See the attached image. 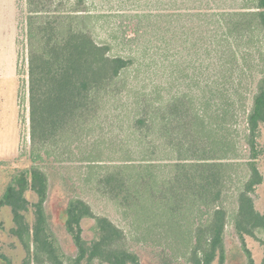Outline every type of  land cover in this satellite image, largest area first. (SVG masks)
Listing matches in <instances>:
<instances>
[{"label":"trees","instance_id":"obj_1","mask_svg":"<svg viewBox=\"0 0 264 264\" xmlns=\"http://www.w3.org/2000/svg\"><path fill=\"white\" fill-rule=\"evenodd\" d=\"M79 2L83 0L74 4L76 9L65 10L61 0H27L25 21L33 145L30 155L34 165L12 175L0 196V209L11 207L15 223L12 232L27 251L22 264L43 259L51 264H64L59 246L49 231L45 205L49 176L38 164L51 159L54 148L71 147L82 140L86 125L103 109L102 101L106 104V99L120 92L119 77L134 63L132 57L111 55L110 44L97 42L79 25V19L93 16L86 7L84 15L81 14ZM211 18L214 20L212 41L217 39L215 48L220 54L212 90L218 93L216 99H202L190 125H185L177 115L181 110L180 98L169 101L163 110L153 102L144 101L143 113L149 118L141 113L132 125L141 145L136 154L142 157H134V151L119 144V149H123L117 159L119 163L108 166L99 185L119 203L123 217L130 218V225L141 230L144 237H160L161 232L138 225L142 220L131 217L139 218L145 207H165L171 211L173 223L185 227L183 245L188 248L190 264H212L216 258L219 264H226L224 232L228 212L221 205V198L226 183L233 181L232 170L243 166L248 176L238 194L233 224L246 252L247 264H256L245 236L255 237L256 230L264 231V214L256 209L251 194L264 179L257 165V137L264 125V45L259 46L257 61L260 62L248 67L246 64L257 45L255 33H262L264 41V0H253L252 6L238 10L214 11ZM133 31L136 34L139 29L134 27ZM236 72H239L237 77ZM247 78L253 80V89L245 83ZM241 116L245 120V139L250 151L244 162L239 161L237 126ZM152 132L157 136L152 137ZM156 139L162 144L153 148L150 143ZM95 142L98 145L99 141ZM163 147L166 155L159 157L157 154ZM92 155V159L86 160L88 176L94 174L92 164L101 161L99 151ZM162 169L168 174L162 175ZM160 175L165 178L160 179ZM28 190L37 196L32 204L33 227L25 216L31 204L26 197ZM84 218L95 220L96 238L91 241L83 237ZM65 226L77 249L69 264H94L95 260L106 264H142L136 253L121 245L125 231L107 216L96 215L82 198L69 200ZM173 237L163 233L160 238L171 240Z\"/></svg>","mask_w":264,"mask_h":264},{"label":"rangeland","instance_id":"obj_2","mask_svg":"<svg viewBox=\"0 0 264 264\" xmlns=\"http://www.w3.org/2000/svg\"><path fill=\"white\" fill-rule=\"evenodd\" d=\"M77 1L61 0V3L65 10L69 7L76 9L74 4ZM79 3L81 14L84 15L86 7L93 15L79 19V25L87 29L97 42L110 44L111 55L132 57L134 63L119 77L120 92L106 99V104L102 101L103 109L86 125L87 131H84L82 140L71 147L54 148L51 159L38 164L49 176V194L45 203L49 231L59 246L64 264H69V258L77 255V249L66 230V208L71 198H82L96 215L107 216L125 231L126 237L121 245L136 253L142 264H190L188 248L183 245L185 227L173 223L168 208L145 207L139 218L134 215L131 218L141 219L142 222L136 223L138 225L160 231V237L169 233L174 236L173 239L144 237L141 230L130 225V218L126 220L123 217L119 203L113 200L111 194L104 193L99 183L109 170L108 166L119 163L117 159L123 151L119 149V144L127 145L134 151V157H142V154H136L141 145L133 134L132 125L141 113L146 115L142 108L144 101L147 100L148 104L153 102L163 110L169 101L180 98L178 107L181 110L177 115L182 117L185 125H190L200 101L216 99L218 93L212 90L215 89L213 82L220 54L215 48L217 39L212 41L214 20L211 13L249 7L253 5V0H176L175 3L169 0H83ZM151 12L158 14L142 15ZM205 12L209 15H197ZM27 14V0H0V57L11 67L16 66V76H12L13 71H10L8 82L0 85V196L12 175L34 165L30 155L33 145L30 137ZM134 27L139 29L136 34ZM255 36L257 45L246 67L260 62L257 60L259 46L264 45L263 34L256 32ZM238 75L239 72H236V77ZM245 83L250 89L254 88L251 78L245 79ZM237 129L240 134L239 161L244 162L249 158L250 151L245 139L243 116ZM151 136L157 135L152 132ZM95 140L99 141L98 145H95ZM147 143L143 141V144ZM150 144L156 148L162 142L156 139ZM257 147V165L264 178V125L257 137ZM164 148L158 152L159 157L166 155ZM96 151L100 152L101 161L92 164L95 171L88 176L86 160L92 159V153ZM170 155L168 152L167 157ZM162 170V175L168 174L164 172L166 169ZM232 172H235L233 181L226 183L221 198V205L228 212L224 232L226 264H247V255L235 231L233 216L248 170L240 166ZM162 175L160 179L165 178ZM251 194L256 209L264 214V179ZM26 197L31 203L25 212L26 221L33 227L35 214L32 204L37 196L28 190ZM81 224L83 237L89 241L95 239V220L84 218ZM14 226L11 207L4 206L0 209V264H22L27 256L24 245L12 232ZM245 240L255 263L264 264V231L256 230L255 237L246 235ZM32 264L51 263L43 259ZM94 264L106 263L95 260ZM212 264H219L218 258Z\"/></svg>","mask_w":264,"mask_h":264},{"label":"crops","instance_id":"obj_3","mask_svg":"<svg viewBox=\"0 0 264 264\" xmlns=\"http://www.w3.org/2000/svg\"><path fill=\"white\" fill-rule=\"evenodd\" d=\"M0 54H2V52H0ZM10 71H13L12 76H16V66L11 67L8 63L3 62L0 57V85L4 82H8L10 78Z\"/></svg>","mask_w":264,"mask_h":264}]
</instances>
